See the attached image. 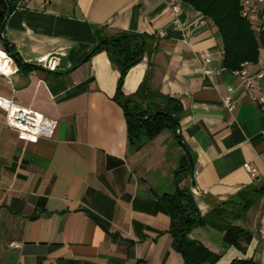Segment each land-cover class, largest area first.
<instances>
[{"label":"crops","instance_id":"1","mask_svg":"<svg viewBox=\"0 0 264 264\" xmlns=\"http://www.w3.org/2000/svg\"><path fill=\"white\" fill-rule=\"evenodd\" d=\"M180 4L179 27L168 0H0V52L9 55L8 42L32 67L7 57L19 71L0 75V100L57 124L51 139L34 141L9 128L0 108V264H189L162 202L177 177L211 218L187 236L218 256L206 264H264V111L253 100L264 97V80L244 88L225 66L218 27ZM258 15L262 29L251 28L260 36V6ZM127 33L144 35L146 51L121 100L179 101L195 187L172 131L130 146L116 100L122 74L107 51L83 63L101 40ZM246 68H264V48ZM229 89L234 113L223 104Z\"/></svg>","mask_w":264,"mask_h":264},{"label":"trees","instance_id":"2","mask_svg":"<svg viewBox=\"0 0 264 264\" xmlns=\"http://www.w3.org/2000/svg\"><path fill=\"white\" fill-rule=\"evenodd\" d=\"M190 5L205 17L209 18L218 27L224 45L225 66L230 71L240 70L243 64H257L260 59V50L264 48V33L257 36L248 21L240 15V0H179ZM11 7L14 4L11 1ZM7 52L24 70L32 69L23 63L20 55L14 48L5 42ZM106 50L110 60L121 71L119 89L116 100L124 110L128 125V139L133 149H141L148 141L156 138L165 130L172 131L176 136L179 130L177 114L182 107L179 101L171 97L155 96L161 99V104L148 106L135 104L132 99L121 100L122 85L127 71L139 64L146 51V37L139 34H123L111 39L101 40L83 60L87 62L94 55ZM148 92L145 83L141 89ZM143 91V92H144ZM186 171H189V160L186 159ZM187 176V174L185 175ZM177 188L173 194L165 195L162 202L170 213L172 231L175 233L189 264L213 263L218 259L203 246L187 238L195 228L205 226L211 222L210 217L202 216L191 191L181 189L180 178L177 177ZM204 255L200 260L191 254L192 249ZM232 264H258L253 260L236 261Z\"/></svg>","mask_w":264,"mask_h":264},{"label":"built area","instance_id":"3","mask_svg":"<svg viewBox=\"0 0 264 264\" xmlns=\"http://www.w3.org/2000/svg\"><path fill=\"white\" fill-rule=\"evenodd\" d=\"M168 6L175 18V23L177 26H181L177 20V14L181 10V4L179 0H168ZM259 6L262 10V20L264 21V0H240V15L243 19L248 21L254 30H261L262 25L257 16L259 11ZM163 35V33H161ZM1 53V52H0ZM0 55V75L5 77H10L11 75L19 71L18 68L12 66L10 55L4 54ZM210 60H206L209 62ZM248 63L243 64L240 70H236L233 73L241 79V85L244 88H252L256 82L264 80V68L258 70L257 72L251 74L246 66ZM5 70V71H4ZM208 75L211 74L210 71L206 72ZM234 89H229L227 95L223 97V104L225 108L230 112L234 113L236 106L233 102ZM253 100L258 103L260 109L264 111V97L255 96ZM0 108L6 113L7 125L9 128L17 131L24 138L29 137L31 140L38 141L39 139H51L57 129V124L50 119H46L32 111L23 109L19 107L13 101L5 102L0 100ZM245 169L251 174L256 175L257 170L251 163H246L244 165ZM15 245H12L14 247Z\"/></svg>","mask_w":264,"mask_h":264},{"label":"water","instance_id":"4","mask_svg":"<svg viewBox=\"0 0 264 264\" xmlns=\"http://www.w3.org/2000/svg\"><path fill=\"white\" fill-rule=\"evenodd\" d=\"M12 13H13V9L10 8L9 12H8V16H10ZM177 137H178L179 143L181 144L183 150L185 151V153H186V155L188 157V160H189V171H190V177H191V181H192V187H195L196 182H195L194 160H193L192 154H191L188 146L185 144V142L182 139L180 125H179V130H178V133H177Z\"/></svg>","mask_w":264,"mask_h":264},{"label":"bare ground","instance_id":"5","mask_svg":"<svg viewBox=\"0 0 264 264\" xmlns=\"http://www.w3.org/2000/svg\"><path fill=\"white\" fill-rule=\"evenodd\" d=\"M0 55H1V56H4V55H2L1 53H0ZM4 71H5V70H4Z\"/></svg>","mask_w":264,"mask_h":264}]
</instances>
